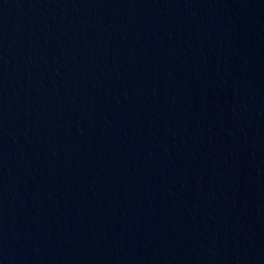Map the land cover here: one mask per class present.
Returning a JSON list of instances; mask_svg holds the SVG:
<instances>
[{"label": "water", "instance_id": "95a60500", "mask_svg": "<svg viewBox=\"0 0 264 264\" xmlns=\"http://www.w3.org/2000/svg\"><path fill=\"white\" fill-rule=\"evenodd\" d=\"M0 264H264V0H0Z\"/></svg>", "mask_w": 264, "mask_h": 264}]
</instances>
